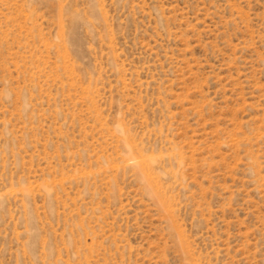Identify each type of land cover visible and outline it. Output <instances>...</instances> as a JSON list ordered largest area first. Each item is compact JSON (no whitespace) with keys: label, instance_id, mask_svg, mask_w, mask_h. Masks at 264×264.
Listing matches in <instances>:
<instances>
[{"label":"rangeland","instance_id":"obj_1","mask_svg":"<svg viewBox=\"0 0 264 264\" xmlns=\"http://www.w3.org/2000/svg\"><path fill=\"white\" fill-rule=\"evenodd\" d=\"M0 264H264V0H0Z\"/></svg>","mask_w":264,"mask_h":264}]
</instances>
